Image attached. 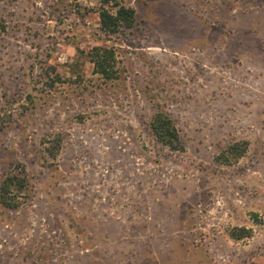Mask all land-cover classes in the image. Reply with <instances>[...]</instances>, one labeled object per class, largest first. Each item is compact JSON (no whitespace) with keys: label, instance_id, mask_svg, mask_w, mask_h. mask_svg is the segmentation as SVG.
Segmentation results:
<instances>
[{"label":"rangeland","instance_id":"374dc122","mask_svg":"<svg viewBox=\"0 0 264 264\" xmlns=\"http://www.w3.org/2000/svg\"><path fill=\"white\" fill-rule=\"evenodd\" d=\"M117 4L135 26L107 33ZM9 175L0 264H264V0H0Z\"/></svg>","mask_w":264,"mask_h":264},{"label":"trees","instance_id":"16d2710c","mask_svg":"<svg viewBox=\"0 0 264 264\" xmlns=\"http://www.w3.org/2000/svg\"><path fill=\"white\" fill-rule=\"evenodd\" d=\"M117 11L114 13L108 9H101L99 18L101 28L107 33H116L121 27L132 28L135 26L136 18L135 11L132 8L122 5H116ZM91 62L94 64L95 72L107 80H114L119 76L116 67V57L113 50L104 47H95L92 50ZM151 131L156 140L163 146H166L172 151L183 149V142L181 140L179 131L174 124V121L164 112H158L152 119ZM238 146L233 149L235 152L232 155L234 161L239 159L243 154L242 151H237ZM239 149V148H238ZM22 189L24 186V179L18 175H9L3 182L0 189L1 203L7 208H16L19 206L18 201L10 197L13 187ZM239 235H233L236 240H241L247 235V229H240Z\"/></svg>","mask_w":264,"mask_h":264}]
</instances>
